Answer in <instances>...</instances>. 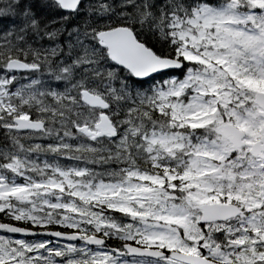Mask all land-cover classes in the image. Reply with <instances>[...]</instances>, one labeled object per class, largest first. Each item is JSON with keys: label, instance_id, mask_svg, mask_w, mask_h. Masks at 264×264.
I'll return each instance as SVG.
<instances>
[{"label": "snow or ice", "instance_id": "6c2138e0", "mask_svg": "<svg viewBox=\"0 0 264 264\" xmlns=\"http://www.w3.org/2000/svg\"><path fill=\"white\" fill-rule=\"evenodd\" d=\"M0 264H264V0H0Z\"/></svg>", "mask_w": 264, "mask_h": 264}]
</instances>
